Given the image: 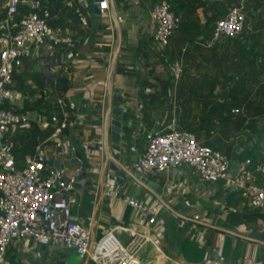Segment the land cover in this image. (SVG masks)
<instances>
[{
  "label": "crops",
  "instance_id": "obj_1",
  "mask_svg": "<svg viewBox=\"0 0 264 264\" xmlns=\"http://www.w3.org/2000/svg\"><path fill=\"white\" fill-rule=\"evenodd\" d=\"M8 1L0 0V36L29 10L23 3L18 17L12 19ZM107 1L105 13L98 11V0L52 1V26L70 35L73 46L55 39L34 46L32 58L16 72V102L29 119L7 134L17 161L27 165L42 153L47 168H60L67 182L76 176L72 219L90 231L92 242L101 239L113 223L126 220L147 237L140 256L149 264H264V239L254 236L264 234V210L247 205L234 184L243 161L237 157L248 154L264 163V136L250 128L257 121L262 130L264 119L248 117L242 109L240 115L233 112L239 109L220 113L214 110L220 98L192 96L218 94L236 84H242L245 93L255 92L264 85V71L259 69L262 57L255 60L245 48L256 39L213 41L208 36L240 0L232 4L230 0H168L185 23L184 34L198 28L204 34L198 42H182L180 33L175 34L167 54L155 39L151 17L159 0ZM245 8V31L264 33V26L250 24L252 19L248 23L254 11L248 10V0ZM78 9L87 24L76 15ZM177 54L184 69L180 87L171 70ZM115 111L127 128V133L120 129L119 142L111 129ZM172 124L195 132L204 144L224 153L235 151V159L227 156L230 181L203 182L189 167L144 173L155 186L132 177L133 163L145 151L148 134ZM113 166L127 172L119 182L124 197L162 207L154 225L138 221L130 207L107 196L105 176L117 174ZM118 236L128 239L127 234ZM155 238L161 252L155 250ZM1 264L95 263L90 258L81 260L75 249L24 239L10 244Z\"/></svg>",
  "mask_w": 264,
  "mask_h": 264
},
{
  "label": "built area",
  "instance_id": "obj_2",
  "mask_svg": "<svg viewBox=\"0 0 264 264\" xmlns=\"http://www.w3.org/2000/svg\"><path fill=\"white\" fill-rule=\"evenodd\" d=\"M53 0H9L8 14L15 19L23 3L28 12L0 36V264L13 241L33 239L42 245H66L74 247L81 260L90 258L95 264H149L140 252L147 237L132 229L126 220L110 225L109 231L97 242H92L88 229L72 219L77 203L73 193L76 176L69 182L63 171L47 168L44 155L38 153L27 164L16 159L12 145L7 141L10 129L28 122V116L17 105L15 75L25 61L31 59L34 46H45L51 39L59 44L72 45V37L51 22ZM246 0L229 9L225 17L215 23L212 40L234 38L245 30ZM100 10H109L107 0L100 3ZM76 15L87 24L78 9ZM151 17L156 24L155 39L165 49L179 28L180 18L173 12L168 0H159ZM171 70L176 80L183 74L180 61H173ZM238 114L239 110H234ZM61 129L57 130L60 133ZM189 167L201 181L218 183L230 181V159L223 152L204 144L193 131L178 128L175 124L165 130L148 134L145 151L135 165L143 172L163 173L171 168ZM259 177L260 181L259 182ZM117 174L107 173L105 189L108 197L122 201L136 214L138 221L149 225L157 222L161 206H149L138 199L126 198L119 191ZM244 202L252 208L264 210V163L242 161L234 179ZM199 219V217H196ZM127 234V241L118 235ZM155 250L161 252L160 241L153 240ZM169 264H185L171 261Z\"/></svg>",
  "mask_w": 264,
  "mask_h": 264
},
{
  "label": "trees",
  "instance_id": "obj_3",
  "mask_svg": "<svg viewBox=\"0 0 264 264\" xmlns=\"http://www.w3.org/2000/svg\"><path fill=\"white\" fill-rule=\"evenodd\" d=\"M236 0H230L229 2L232 4L234 3ZM170 2V1H169ZM238 2V1H237ZM256 3V5H258V9H260V12H257V6H254ZM171 4V3H170ZM239 3H237L238 5ZM264 0H248V10L250 8H254V11L251 13V17L252 18H248V23L250 22V24L254 25V26H264ZM172 6V5H171ZM173 10V7H172ZM229 11V10H228ZM256 11V12H255ZM174 12V10H173ZM175 13V12H174ZM185 26V23H183L180 20V25L179 28L175 31V33L173 34V36L175 34L180 33V39L182 40V42H186V41H197L199 40V38L202 36V34H204V30L198 28V30H194V31H188L187 33H183V28ZM215 27V26H214ZM211 30V34L208 35L209 38L212 39V31ZM172 36V37H173ZM171 37V39H172ZM234 38H248V39H256V43L246 47L248 50V54L250 56H253L255 58V60L258 57H262V66L259 68L261 71H264V44H261L262 39L264 38V33H258L256 31H249L248 33L244 30L242 34H240L237 37ZM170 39V40H171ZM171 42V41H170ZM241 47V46H240ZM244 48V46H242ZM246 49L242 52L243 54L246 53ZM165 53H170V47L169 45L165 48ZM176 59L179 61V54L176 55ZM184 71V69H183ZM182 77L183 75H181L180 79L178 80V86L180 87L181 85H183V81H182ZM229 79H227V85L229 83ZM192 84V83H190ZM227 86L224 88L225 91L218 93V94H209V95H192V96H196V97H200V98H220L219 100H221L220 102H216L215 103V108L214 110L219 111L220 113H231L233 109H239V113L235 114V115H240L242 114L244 111L247 113L248 112V117H260L264 119V85L259 86V88H257V90L255 92L249 91L248 93H245L244 88L239 84H236V86H234L232 89L227 88ZM207 104H212V101L210 100L209 103ZM241 109L243 110V112L241 111ZM244 114V113H243ZM257 121H253V124L250 126V128L255 131L259 136H261V134L264 136V125L263 128L261 130V125L257 122ZM264 143V142H263ZM211 147H213L216 150H219L221 152L224 153V151L222 149H220L217 146H213L210 145ZM226 154L228 157H232L233 159H235V151L232 152L233 155H230L229 153H224ZM241 160H245V159H251L253 161V163H256V159L255 158H251L250 155L248 154H243L240 157H237Z\"/></svg>",
  "mask_w": 264,
  "mask_h": 264
},
{
  "label": "water",
  "instance_id": "obj_4",
  "mask_svg": "<svg viewBox=\"0 0 264 264\" xmlns=\"http://www.w3.org/2000/svg\"><path fill=\"white\" fill-rule=\"evenodd\" d=\"M104 0H98V5H97V8H98V11L100 12L101 10L100 9V3L103 2ZM114 113H118L116 114V119L111 123V129H112V134H115L113 136V139H115L116 141H120V129L124 132V133H127V128L126 127H122V123H121V119H120V112H117L115 111ZM119 115V116H118ZM132 164V163H131ZM83 165V170L81 172L82 175H85L86 172H85V166H86V162L82 164ZM133 166L135 167L134 163H133ZM241 166V164H239V167ZM58 170H60V168H57ZM113 169L117 172V176L119 177L120 180H124L127 176V172L124 170L121 169V167H114L113 166ZM132 177H138V178H141L143 181H145L147 184H150L151 186H155L154 183H150V181H148L144 175L143 172L137 170V169H134L131 174H130ZM236 173L234 174V177H236ZM105 192H107V190L105 189ZM254 236L256 237H260L262 239H264V234H254ZM61 247L63 248H66L68 246L66 245H61ZM70 249H75L74 247H69Z\"/></svg>",
  "mask_w": 264,
  "mask_h": 264
}]
</instances>
